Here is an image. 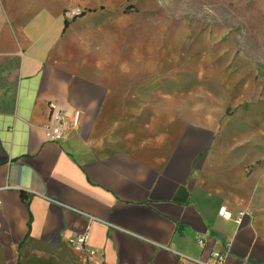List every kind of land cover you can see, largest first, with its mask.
Segmentation results:
<instances>
[{
	"label": "crops",
	"instance_id": "obj_1",
	"mask_svg": "<svg viewBox=\"0 0 264 264\" xmlns=\"http://www.w3.org/2000/svg\"><path fill=\"white\" fill-rule=\"evenodd\" d=\"M82 18L68 29L39 0H0V264H194L168 249L210 264L214 253L227 254L224 264H264V217L200 185L210 155L201 162L209 145L205 137L200 150L197 129L174 142L133 119L105 134L109 102L125 97L127 112H147L151 103L135 100L151 94L120 90L96 57L98 36L79 32ZM83 48L93 56L78 58ZM51 103L69 123L80 114L59 143L45 138ZM116 129L134 133L123 140ZM81 214L102 222L91 227L93 257L74 249L89 226Z\"/></svg>",
	"mask_w": 264,
	"mask_h": 264
},
{
	"label": "rangeland",
	"instance_id": "obj_2",
	"mask_svg": "<svg viewBox=\"0 0 264 264\" xmlns=\"http://www.w3.org/2000/svg\"><path fill=\"white\" fill-rule=\"evenodd\" d=\"M39 3L55 15L61 11L68 29L85 13L78 30L98 36L96 57L105 71H113L120 90L151 94L135 100L151 103L147 112H138L139 106L127 112L125 97L120 106L109 102L101 118L107 136L114 130L111 123L133 119L145 122L148 134L156 126L174 142L197 129L200 143L206 137L209 145L200 149L201 162L210 155L200 170V185L226 203L264 217V0ZM76 56L84 60L93 55L83 48ZM159 91L161 102L154 95ZM156 107L162 111L154 112ZM115 132L127 140L134 130Z\"/></svg>",
	"mask_w": 264,
	"mask_h": 264
},
{
	"label": "built area",
	"instance_id": "obj_3",
	"mask_svg": "<svg viewBox=\"0 0 264 264\" xmlns=\"http://www.w3.org/2000/svg\"><path fill=\"white\" fill-rule=\"evenodd\" d=\"M49 112L50 114H49L48 125L45 129V138L49 142L59 143L64 139L65 133L70 127V125H72V127L78 126L80 114L76 113L73 122L69 123L67 115L62 110H60L56 104L51 103L49 105ZM1 205L2 202L0 201V207ZM81 215L89 220V226L87 228V232L84 235L76 237L73 240L74 249L78 253L86 254L89 257H93L96 254V252L88 247L90 242L91 227L95 223H102V222L101 220L89 216L87 214H81ZM220 215L224 218H229V219L231 218V214L226 211V208L221 209ZM199 244L201 247L204 246L203 238L199 240ZM168 251L180 257V259L184 261H188L194 264H210L208 261H205L201 258H193L185 254H180L179 252L173 249H168ZM212 257L215 260V264H224L227 258V254L214 253Z\"/></svg>",
	"mask_w": 264,
	"mask_h": 264
},
{
	"label": "trees",
	"instance_id": "obj_4",
	"mask_svg": "<svg viewBox=\"0 0 264 264\" xmlns=\"http://www.w3.org/2000/svg\"><path fill=\"white\" fill-rule=\"evenodd\" d=\"M84 16H85V13L79 15L78 17L80 18V17H84ZM67 26H68V22L65 23V27H67ZM22 199L25 202L26 206L29 208V199H28V197L25 194H23L22 195Z\"/></svg>",
	"mask_w": 264,
	"mask_h": 264
}]
</instances>
